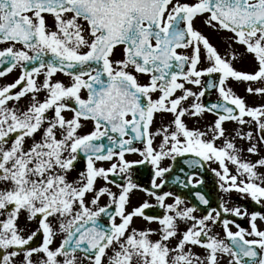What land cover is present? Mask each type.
Wrapping results in <instances>:
<instances>
[{
  "label": "snow or ice",
  "instance_id": "6c2138e0",
  "mask_svg": "<svg viewBox=\"0 0 264 264\" xmlns=\"http://www.w3.org/2000/svg\"><path fill=\"white\" fill-rule=\"evenodd\" d=\"M0 81V264H264V0H0Z\"/></svg>",
  "mask_w": 264,
  "mask_h": 264
},
{
  "label": "flooded vegetation",
  "instance_id": "af4514ba",
  "mask_svg": "<svg viewBox=\"0 0 264 264\" xmlns=\"http://www.w3.org/2000/svg\"><path fill=\"white\" fill-rule=\"evenodd\" d=\"M18 71V70H17ZM17 74V72H13L10 76H8L7 77V80L8 81H11L12 79H13V77L15 76ZM0 82H3V81H0ZM209 119H211V117H209ZM165 163H168L167 161L165 162ZM207 175H209V177L211 176L213 179H214V177L211 175V173L210 172H205ZM205 180H209V179H205ZM141 182H144L143 181V179H141ZM210 183H208V182H206L205 181V185L204 186H208ZM164 190H169V188L168 187H165V189ZM183 191V190H182ZM104 201L102 200L101 201V203H103ZM242 222H243V220H242ZM243 225H245V223H243Z\"/></svg>",
  "mask_w": 264,
  "mask_h": 264
},
{
  "label": "water",
  "instance_id": "95a60500",
  "mask_svg": "<svg viewBox=\"0 0 264 264\" xmlns=\"http://www.w3.org/2000/svg\"><path fill=\"white\" fill-rule=\"evenodd\" d=\"M201 190H203V191H207V190H209V189H208V188H206V189H202V188H201ZM249 205L252 207L253 210H260L259 208H253V206H252L251 204H249ZM213 206H215V204H214Z\"/></svg>",
  "mask_w": 264,
  "mask_h": 264
},
{
  "label": "rangeland",
  "instance_id": "374dc122",
  "mask_svg": "<svg viewBox=\"0 0 264 264\" xmlns=\"http://www.w3.org/2000/svg\"><path fill=\"white\" fill-rule=\"evenodd\" d=\"M231 206V205H230ZM244 223H245V225H243V226H246V222L244 221ZM233 230H235V228H233Z\"/></svg>",
  "mask_w": 264,
  "mask_h": 264
}]
</instances>
